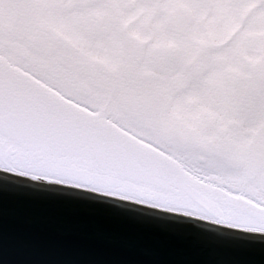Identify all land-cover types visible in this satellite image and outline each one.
<instances>
[{
  "label": "snow or ice",
  "instance_id": "1",
  "mask_svg": "<svg viewBox=\"0 0 264 264\" xmlns=\"http://www.w3.org/2000/svg\"><path fill=\"white\" fill-rule=\"evenodd\" d=\"M0 260L264 264V0H0Z\"/></svg>",
  "mask_w": 264,
  "mask_h": 264
},
{
  "label": "water",
  "instance_id": "2",
  "mask_svg": "<svg viewBox=\"0 0 264 264\" xmlns=\"http://www.w3.org/2000/svg\"><path fill=\"white\" fill-rule=\"evenodd\" d=\"M46 232H47V230H46ZM45 239H48V237H47L46 234H45ZM61 239L67 241V240H70L71 238H70V237H63V238H61ZM0 264H3L2 260H0Z\"/></svg>",
  "mask_w": 264,
  "mask_h": 264
}]
</instances>
